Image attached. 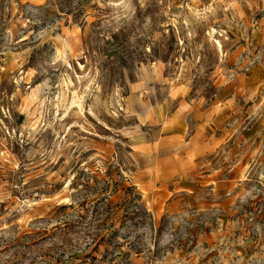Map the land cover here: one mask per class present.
I'll use <instances>...</instances> for the list:
<instances>
[{
	"label": "rangeland",
	"instance_id": "1",
	"mask_svg": "<svg viewBox=\"0 0 264 264\" xmlns=\"http://www.w3.org/2000/svg\"><path fill=\"white\" fill-rule=\"evenodd\" d=\"M0 264H264V0H0Z\"/></svg>",
	"mask_w": 264,
	"mask_h": 264
},
{
	"label": "bare ground",
	"instance_id": "2",
	"mask_svg": "<svg viewBox=\"0 0 264 264\" xmlns=\"http://www.w3.org/2000/svg\"><path fill=\"white\" fill-rule=\"evenodd\" d=\"M214 28H211V30H209V34L211 35L212 32H214ZM217 46L219 49H221V43L219 40H217ZM35 89V88H34ZM72 91V90H71ZM30 93V92H29ZM32 93V92H31ZM83 100V96L80 95L79 92H77L76 90H73L70 102L68 105L65 106L64 108V113L62 114L63 117H65L67 115V112L72 110V108L76 105L79 110L81 111L83 109V104L82 101ZM69 101V100H68ZM67 187V186H66ZM64 199H66V197H64Z\"/></svg>",
	"mask_w": 264,
	"mask_h": 264
}]
</instances>
